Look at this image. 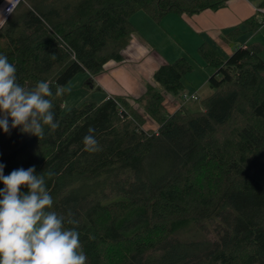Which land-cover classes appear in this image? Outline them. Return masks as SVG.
<instances>
[{
  "label": "trees",
  "instance_id": "1",
  "mask_svg": "<svg viewBox=\"0 0 264 264\" xmlns=\"http://www.w3.org/2000/svg\"><path fill=\"white\" fill-rule=\"evenodd\" d=\"M226 4L20 0L1 25L0 55L15 65L21 86L49 83L59 127L45 126L41 139L19 128L0 129V163L5 175L31 166L44 175L51 210L65 218V228L79 232L86 264H264L260 43L239 46L226 59L207 42L199 46L215 69L202 110L183 105L184 78L194 68L186 57L159 66L154 84L139 97L110 95L62 110L76 75L96 76L109 62L124 60L137 12L161 23L169 14L195 15ZM261 20L258 12L244 22L246 29L231 34L257 32ZM57 86L66 89L61 97ZM167 94L184 101L174 112L166 108ZM149 120L157 129L145 128ZM90 126L102 147L97 153L83 150ZM69 213L78 224L67 223Z\"/></svg>",
  "mask_w": 264,
  "mask_h": 264
},
{
  "label": "clouds",
  "instance_id": "2",
  "mask_svg": "<svg viewBox=\"0 0 264 264\" xmlns=\"http://www.w3.org/2000/svg\"><path fill=\"white\" fill-rule=\"evenodd\" d=\"M16 71L0 55V129L9 133L19 128L41 139L45 126L52 131L59 127L49 99L52 89L46 81L25 88L17 82ZM65 91L57 86L55 96L61 97ZM82 142L85 152L102 151L91 126ZM4 168L0 163V264H86L79 232L75 227L65 228V218L51 210L53 198L44 175L36 174L35 166L14 169L8 175ZM70 217L71 213L68 224H78Z\"/></svg>",
  "mask_w": 264,
  "mask_h": 264
},
{
  "label": "crops",
  "instance_id": "3",
  "mask_svg": "<svg viewBox=\"0 0 264 264\" xmlns=\"http://www.w3.org/2000/svg\"><path fill=\"white\" fill-rule=\"evenodd\" d=\"M9 1L10 0H0V27L5 21L3 20L2 10ZM258 3L259 1L257 0H227L226 7H222L218 10L212 11V9H206L195 15H188L187 13L183 15L169 14L161 23H157L153 20L157 26H163L164 22H167L166 25H168L171 30L167 31L162 28L165 33L154 29V32L150 34H143L135 23V18L140 15V12H137L132 17L137 31L125 51V57L122 62L125 61L126 54H134L136 51L141 53L143 50H145V54L139 53L140 57L137 59L136 63H131L132 65H122L125 63L120 62L122 63L120 66L107 70L109 62L106 65V69L96 76H92L86 72L87 75L90 76V85L93 88L106 91L101 101L105 100L110 95L129 94L132 97L141 96L146 91L149 82L150 84H154L153 76L159 66L175 60L167 61L166 57L162 55V51L156 48L158 45L163 46L162 41L168 40V42H170L171 39H176V43L181 47L183 44L194 45L197 52L199 46L207 42L214 46L225 59L239 46L260 43L262 46L261 55L264 57V27L254 33L251 31L241 34H231V31L236 27L246 29L244 22L254 15L258 16ZM150 29L153 28L151 27ZM136 35H138V37H136ZM135 37L139 40L140 45L145 48H140L139 50L138 45L131 47ZM197 38L198 40H196ZM218 45L221 48H219ZM170 49L173 50L174 48L170 47ZM187 59L190 60L189 58ZM204 62L206 63L205 60ZM206 65L208 64L206 63ZM194 69L195 66L193 71ZM178 99L181 100L180 97H175L171 94L166 95L165 105L169 112H174L180 108L181 102ZM145 127L157 129L158 125L153 120H149L146 122Z\"/></svg>",
  "mask_w": 264,
  "mask_h": 264
},
{
  "label": "rangeland",
  "instance_id": "4",
  "mask_svg": "<svg viewBox=\"0 0 264 264\" xmlns=\"http://www.w3.org/2000/svg\"><path fill=\"white\" fill-rule=\"evenodd\" d=\"M140 15L135 18V23L138 26V29H140V31L143 34H150L154 32V29L163 33L165 32L162 30V28L166 29L167 31L171 30L169 29L168 25H166L167 22H164L163 26H157L156 23L150 18V16H148V14H146L145 11H140ZM151 27L153 29H150ZM136 37H138V35H136ZM136 37L133 40L131 47L138 45L139 50L140 48L141 49L145 48L140 45L139 40ZM175 40L176 39H171L170 42H168V40L162 41L163 46L158 45V47L156 48H158L159 51H162L161 53L166 57L167 61L174 60L183 56L189 58L192 61L193 65L195 66V69L193 72L187 74V76L184 78V83L186 86L187 94L190 95L196 92V94L200 96V99L187 100L186 103L183 105H185L186 108H188L191 111L202 110V99L210 95L211 92L213 91V88L209 84V78L213 73H215V69L213 67L206 65L201 55L195 50L194 45L183 44L181 47L176 43ZM196 40H198V38ZM225 41H229V40H225ZM170 47H173L174 49L171 50ZM219 48L221 47L219 46ZM139 53L140 52L136 51L134 54H130V55L126 54V59L124 62H122L125 64H122L120 62H110L107 65V70L109 68L114 69L115 67L120 66V64L132 65L131 63H136L137 59L140 57V54H145V50L141 51L140 54ZM67 89L69 91V96L65 99L63 103L62 110L64 112H67L72 107L80 105L82 102L85 101H93V100L101 101L106 94V91L104 90L91 87L90 76H88L86 72H81L78 75H76L74 79L67 85ZM180 102L184 103L183 99H181Z\"/></svg>",
  "mask_w": 264,
  "mask_h": 264
},
{
  "label": "built area",
  "instance_id": "5",
  "mask_svg": "<svg viewBox=\"0 0 264 264\" xmlns=\"http://www.w3.org/2000/svg\"><path fill=\"white\" fill-rule=\"evenodd\" d=\"M20 2V0H10L3 8L2 10V16H3V20H6L11 13L14 11V8H16V5ZM258 12L262 15V20H261V27L259 28V30L261 28L264 27V6H258ZM258 30V31H259ZM264 35V34H263ZM198 95L196 93H192L190 95H185L183 98L185 99V101L187 100H192V99H197Z\"/></svg>",
  "mask_w": 264,
  "mask_h": 264
}]
</instances>
